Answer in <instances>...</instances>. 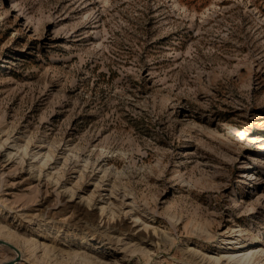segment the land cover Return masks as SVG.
Masks as SVG:
<instances>
[{
	"label": "rangeland",
	"instance_id": "374dc122",
	"mask_svg": "<svg viewBox=\"0 0 264 264\" xmlns=\"http://www.w3.org/2000/svg\"><path fill=\"white\" fill-rule=\"evenodd\" d=\"M0 12V264H264V0Z\"/></svg>",
	"mask_w": 264,
	"mask_h": 264
},
{
	"label": "bare ground",
	"instance_id": "6f19581e",
	"mask_svg": "<svg viewBox=\"0 0 264 264\" xmlns=\"http://www.w3.org/2000/svg\"><path fill=\"white\" fill-rule=\"evenodd\" d=\"M8 13H2V12H0V22H4V20H5V16L7 15ZM132 204V203H131ZM130 206V205H129ZM132 206H133V204H132ZM144 229H147L146 227L144 228ZM6 239V238H5ZM0 240H3L4 241V236H0ZM139 241H142V242H144V239H142V238H139ZM6 242V241H5ZM11 242V241H10ZM7 243H9V242H7ZM238 243V241L237 242H235L234 244H237ZM10 244V243H9ZM233 248H235L234 247V245H233ZM242 248H244V247H242ZM17 249V248H16ZM20 250H18V254L19 255H17L18 257L20 256V253L21 252H19ZM231 253V252H230ZM258 254H259V252H257L256 251V249H254V248H252V247H248V248H246V249H244V250H241V251H239V252H234V253H231L229 256H228V258L226 259V261L228 262V263H233V264H249V262L252 260V259H256L257 258V256H258ZM257 260V259H256ZM254 261V260H253Z\"/></svg>",
	"mask_w": 264,
	"mask_h": 264
},
{
	"label": "water",
	"instance_id": "95a60500",
	"mask_svg": "<svg viewBox=\"0 0 264 264\" xmlns=\"http://www.w3.org/2000/svg\"><path fill=\"white\" fill-rule=\"evenodd\" d=\"M0 245L12 249L17 255H19V254L17 253L18 250H17L14 246H12L11 244H9V243H7V242H5V241H3V240H0Z\"/></svg>",
	"mask_w": 264,
	"mask_h": 264
}]
</instances>
